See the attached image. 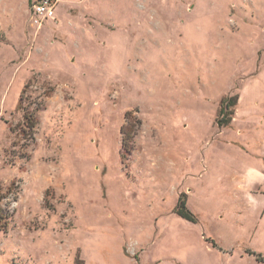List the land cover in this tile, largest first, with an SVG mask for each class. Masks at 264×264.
<instances>
[{
  "label": "rangeland",
  "instance_id": "obj_1",
  "mask_svg": "<svg viewBox=\"0 0 264 264\" xmlns=\"http://www.w3.org/2000/svg\"><path fill=\"white\" fill-rule=\"evenodd\" d=\"M31 3L0 0V264H264V0Z\"/></svg>",
  "mask_w": 264,
  "mask_h": 264
},
{
  "label": "trees",
  "instance_id": "obj_2",
  "mask_svg": "<svg viewBox=\"0 0 264 264\" xmlns=\"http://www.w3.org/2000/svg\"><path fill=\"white\" fill-rule=\"evenodd\" d=\"M236 103H237V97H227V98H224L221 100L219 110H218V114H217V122H218L220 127H222V126L227 127L230 125L231 120H232V115L234 112L233 108L236 105ZM129 114H127V116L125 117L126 119L128 118ZM24 117H25V119L29 118L26 115V113H25ZM126 127H127L126 125L123 126L122 130H121L123 145H125V144L127 145L128 143H131V141H132V136H128V134L125 130ZM181 208H183V209H178L177 213L181 217H183L189 221H194L192 215L187 210L184 209L183 203H181ZM256 260L259 262H264V258H262L259 255L256 256Z\"/></svg>",
  "mask_w": 264,
  "mask_h": 264
},
{
  "label": "built area",
  "instance_id": "obj_3",
  "mask_svg": "<svg viewBox=\"0 0 264 264\" xmlns=\"http://www.w3.org/2000/svg\"><path fill=\"white\" fill-rule=\"evenodd\" d=\"M59 0H32L31 12L34 16L35 23L39 26L46 19L55 16V8Z\"/></svg>",
  "mask_w": 264,
  "mask_h": 264
},
{
  "label": "crops",
  "instance_id": "obj_4",
  "mask_svg": "<svg viewBox=\"0 0 264 264\" xmlns=\"http://www.w3.org/2000/svg\"><path fill=\"white\" fill-rule=\"evenodd\" d=\"M60 1H61V0L58 1V4H57V6H56V8H55V13H56V9H57V7L60 5ZM31 2H32V0H31ZM73 5H77V4H75V3H73V2H70V1H69V2L66 1V2H65V6H64V10H66L67 7H69V6H73Z\"/></svg>",
  "mask_w": 264,
  "mask_h": 264
}]
</instances>
